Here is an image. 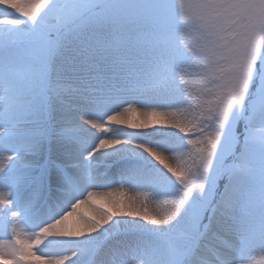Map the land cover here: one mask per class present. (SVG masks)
I'll return each mask as SVG.
<instances>
[{
    "label": "snow or ice",
    "instance_id": "6c2138e0",
    "mask_svg": "<svg viewBox=\"0 0 264 264\" xmlns=\"http://www.w3.org/2000/svg\"><path fill=\"white\" fill-rule=\"evenodd\" d=\"M0 12V264L264 254V0Z\"/></svg>",
    "mask_w": 264,
    "mask_h": 264
},
{
    "label": "rangeland",
    "instance_id": "374dc122",
    "mask_svg": "<svg viewBox=\"0 0 264 264\" xmlns=\"http://www.w3.org/2000/svg\"><path fill=\"white\" fill-rule=\"evenodd\" d=\"M0 14H3V13L0 12ZM136 119H139V117L137 116ZM120 127H123V126H120ZM158 202L161 205L159 209V213L163 215L165 212L169 210V205H166L165 203H163V201H158ZM0 238H4V234L2 231H0ZM252 261H253V264H264V254L259 253V252L254 253L252 256Z\"/></svg>",
    "mask_w": 264,
    "mask_h": 264
},
{
    "label": "bare ground",
    "instance_id": "6f19581e",
    "mask_svg": "<svg viewBox=\"0 0 264 264\" xmlns=\"http://www.w3.org/2000/svg\"><path fill=\"white\" fill-rule=\"evenodd\" d=\"M125 191L127 192V195H135L134 193H132V192H130V191H128L127 189H125ZM123 199H125L126 200V197L125 198H123ZM141 199H143V198H141ZM100 204H101V206H103L104 208H105V210H107L109 207H110V205H108V203H107V201H102V202H100ZM140 205H139V202L137 203V207H139ZM160 204H159V202L158 201H154V202H152V203H150L149 205H148V211H149V213L150 214H160L159 213V209H160ZM86 211H87V209H85ZM143 210V209H142ZM161 215V214H160Z\"/></svg>",
    "mask_w": 264,
    "mask_h": 264
}]
</instances>
